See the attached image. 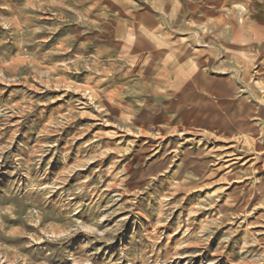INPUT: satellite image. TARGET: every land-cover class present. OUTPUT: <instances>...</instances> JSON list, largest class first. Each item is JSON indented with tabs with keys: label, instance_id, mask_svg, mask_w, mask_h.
I'll return each mask as SVG.
<instances>
[{
	"label": "rangeland",
	"instance_id": "1",
	"mask_svg": "<svg viewBox=\"0 0 264 264\" xmlns=\"http://www.w3.org/2000/svg\"><path fill=\"white\" fill-rule=\"evenodd\" d=\"M130 1L0 0V264H264V0Z\"/></svg>",
	"mask_w": 264,
	"mask_h": 264
},
{
	"label": "crops",
	"instance_id": "2",
	"mask_svg": "<svg viewBox=\"0 0 264 264\" xmlns=\"http://www.w3.org/2000/svg\"><path fill=\"white\" fill-rule=\"evenodd\" d=\"M187 2L186 0H135V2L132 0V4L127 3L130 7L126 9L124 15L126 19L122 20L115 16L116 26L120 28L119 30L131 28L141 33L158 34L167 40L175 32L189 35L191 32L189 23L200 20L197 17L190 18L183 13L181 7L187 5Z\"/></svg>",
	"mask_w": 264,
	"mask_h": 264
},
{
	"label": "built area",
	"instance_id": "3",
	"mask_svg": "<svg viewBox=\"0 0 264 264\" xmlns=\"http://www.w3.org/2000/svg\"><path fill=\"white\" fill-rule=\"evenodd\" d=\"M261 145H264V138H263V140L261 141Z\"/></svg>",
	"mask_w": 264,
	"mask_h": 264
}]
</instances>
